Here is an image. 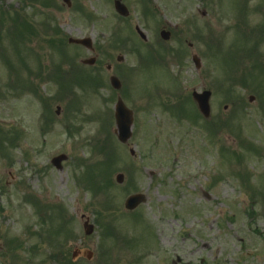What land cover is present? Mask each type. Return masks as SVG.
<instances>
[{
  "label": "rangeland",
  "instance_id": "374dc122",
  "mask_svg": "<svg viewBox=\"0 0 264 264\" xmlns=\"http://www.w3.org/2000/svg\"><path fill=\"white\" fill-rule=\"evenodd\" d=\"M30 1L26 0V5ZM84 1L86 0H83L82 3ZM156 1L159 12L172 19L171 22L173 23H176L177 18H182L183 14L187 12V5L184 7L179 3L175 4L163 0L167 4L165 5L162 4V0ZM262 1L247 0L244 5H241V0H229L228 4L222 7V12L220 6H217L215 22L205 18L204 28L201 30L202 39L205 43L203 44L205 50L202 54L203 83L207 86L210 85L213 90L222 79L223 68L218 62V57L214 58L213 52L207 49L206 39L209 38V33L217 29V32L222 36L227 33L226 31L230 34L234 33L229 37V45L231 46L235 42L237 46L242 48L248 47L250 43L243 45L244 42L241 38L244 37L235 32L239 24H241V32L245 31V27L242 25L246 24L248 25L247 29L253 27L252 24L259 25L261 30L264 29V1L263 3ZM91 2V6L81 3L88 10L90 17L80 19L78 13L76 19L74 18L76 11H67L60 0H53L50 6L53 9H47V14L45 13L43 19L45 18L48 22L52 14L53 27L60 29L66 39L83 36L93 39L94 47L97 49L101 62L91 68L68 69L64 72V78L71 85L56 86L53 80L44 84L40 83L34 74L38 71L40 63L44 71V60L40 59L39 62V60L31 57L29 63L30 77L26 78L21 72V81L29 80L32 83L23 85L31 86L32 92L39 87L41 95L53 97V99L46 103V107H41L39 101L32 94L23 91L15 96H8L6 100H3L5 97L0 99V264H47L45 262L51 254L52 247H46L44 244H41L38 249L32 247L33 242L40 241L44 229L48 239L57 240L60 237L59 242H62L60 247L69 255L75 250H79L80 256L73 264H153L154 258L141 257V253L150 245L147 242H150V237L147 240L139 232L150 233L152 238L154 235L157 241L160 240L164 248L163 256L166 258L164 264H264V192H255L259 195L258 197L249 195L248 185L250 182L242 181L228 168L224 171L220 165L219 168L222 172L220 178L212 179L213 175L209 171V157H206V154L211 152L210 156H213L214 144H210L206 139L208 149L200 146V133L197 130L190 134L186 132L185 126L189 123L188 120L185 121L179 117L173 118L170 115L171 118H166V113H163L161 109V115L165 119L162 117L164 130L158 132L160 143L155 144L149 140L147 144L148 138L143 126L145 114L141 106L134 105L131 107L135 114L134 128L128 146L120 145L113 135L115 139L102 143L100 141L99 149H94V141L89 137L95 131L94 129L105 130L104 133L109 136H112V130L115 129V125L104 111V108L109 110L113 120L112 105L115 102V96L108 87L110 72H107L105 68L103 69L101 64H104V67L106 64H110L112 74H119L118 78L124 86L120 93L124 98V103L129 107V104H133L141 97L154 99L156 98L155 93L160 94L162 92L160 95L161 102L181 99L184 101L183 106L186 114L193 118L196 107L193 102L188 101L187 94L191 87L197 89L201 82L195 73L186 70L181 73V80L176 88L171 86L168 80L165 81L166 75L160 69L153 66L149 69L146 64L142 63V60L148 57L149 47L142 46L139 38L133 36L130 31V27L132 28L133 25L137 24L136 18L139 16L138 10L140 11V8L135 3L138 0H126V3L132 7L131 24L129 25L127 21L125 24L118 22L119 25H115L117 29L113 31L115 34L110 31L109 27V23L113 24L112 19L107 20V22L106 20L102 21L107 17L111 18V9L109 8L103 13L106 6L103 0H91ZM258 2H261L263 7L261 4L254 5ZM35 3H37L40 15L43 7L39 1ZM252 5H254L253 8L257 7L259 11H253V8L248 10ZM97 9L101 10L99 16L102 19L97 18ZM33 11L34 9L26 10L31 21H33ZM224 15L232 18H227ZM199 19L194 18L197 24H199ZM142 24L146 25L143 20ZM146 26L149 27L150 33L154 34V26L152 24ZM47 32H45L44 40L40 37H30V43L33 42L36 55H40L45 46H48L47 40L49 38H59V35L52 34L50 30ZM248 35L250 39L254 37V40H258V32L251 33L248 30ZM262 36H264V32ZM2 41L7 48L12 46L10 38L8 40L2 38ZM149 43L148 41L147 44ZM227 43L228 39L221 44V47L226 46ZM63 45H66L64 47L65 53L71 57L84 59L92 55L83 49L70 46L67 42ZM229 45L226 46V50L229 49ZM172 46L174 48L175 45ZM258 48L262 52L261 43ZM0 51H2L1 47ZM181 51L184 54L187 52L184 49ZM228 51L232 50L229 49ZM118 54L123 56L120 64L115 62V57ZM261 58L264 61V54H261ZM56 62L60 63L61 60L58 59ZM253 64L254 62L239 65V71L236 74V89L237 92H242L244 97L242 95L237 96L241 102L236 105L235 109L234 105L232 109L230 104L225 102L224 104L227 103L228 109L224 111L220 105L221 95H217L214 90V107L208 121L213 122L220 117L224 121L231 119V122L238 129V124H240L236 118L238 110L246 113L244 120L241 121L245 133L242 137L245 140H250L248 144L254 143L260 148L259 153L249 159V164L255 171L257 167L264 166V69ZM207 67L215 73L208 76L206 74L209 71ZM250 67L251 74L248 71ZM63 68L66 69V66ZM137 70H140L139 74H137ZM9 72L10 82L12 72L11 70ZM77 74L79 80H76ZM5 76L4 69L0 65V77ZM0 83H2L0 91L5 94V80L0 78ZM65 87L72 90L64 93L62 89ZM138 91L146 93L141 94ZM71 92L73 96L70 95ZM253 92L257 94L258 98L254 95V102L248 103L247 97L249 94L253 95ZM173 95H180V97ZM102 96L107 100L104 107L100 99ZM56 105L62 107V116H55ZM48 108H50L52 115V121L49 124L50 129L41 133V117L46 115L44 111H47ZM76 109L83 112V116L79 120L74 114ZM232 113L233 117L231 116ZM156 117L160 116L155 115L153 118ZM70 118L74 121L78 120L67 123L71 129H83L79 130L77 135L63 129L64 124ZM153 118H151V127L154 126ZM84 124L88 125L85 126ZM191 125L195 126L194 128L200 127L193 123ZM135 130L137 132H134ZM199 131L201 132L200 128ZM151 134V132L148 133V135ZM183 135L185 136L182 138ZM220 137L226 141V144H230L228 146H233L235 150H238V144L239 150L234 154V158H242L239 154L241 145L236 139L234 141L223 135ZM161 139H164L165 143ZM20 140L23 142L22 146ZM193 141L198 144L197 147L187 150L186 146ZM146 144L154 148L156 158L162 161L156 167L150 168L143 164L140 151L142 152ZM9 147H13L11 154L7 151ZM129 148H133L140 158H132L128 154ZM25 152L28 154L24 155ZM86 152L91 155V159L86 162L101 159V154L103 155L104 160L99 164L101 172L96 170L97 164L92 168L86 167L83 161ZM192 152H195L194 155ZM61 153L66 154L69 159L62 163L63 168L59 171L55 170L49 162L51 157ZM226 153L227 151L222 149L219 156L223 157ZM217 158L219 160L218 156ZM147 164L152 165V163ZM212 164H215V161H212ZM85 172H88L87 180L80 184L75 179L73 186L74 178L78 177L75 175ZM117 172H122L125 179L120 187L114 188V175ZM244 173L248 174L251 180L252 175L247 172ZM262 178H264V173ZM106 188L110 190L111 196L113 194L116 197L117 192H119L118 199L116 198L119 205L120 203L122 205L124 198L120 202V195L126 197L130 193L140 192L148 198L138 210L142 216V219L138 221L129 220L132 218L131 216L128 217L129 214H127L128 216H120L122 211L119 213L115 210L116 207L110 209L113 210L116 219L122 218L123 224L118 225L120 235L134 241V247L118 246L115 252L114 249H110L111 255L115 254V256L105 253L104 248L99 245V238L103 235L102 233L105 231V235L109 234L112 227V225L105 223L101 214L105 207L103 202L97 198V195L101 199L104 198L107 193ZM28 192L37 194L32 195L37 201L40 200L39 193L43 192L47 197L45 199L41 197L42 200H40L38 224L41 223V228L40 238L36 240L28 236V227L23 226L28 219L26 216L27 208H30L32 215H38V210L33 202H30L29 207L26 204L23 205L24 196ZM91 192H93L92 199ZM206 192L208 195H205ZM50 198H53L51 202L55 205V208L52 206L55 213L57 205H60L65 215L60 213L58 215L65 217V219L70 216L69 225L66 228L68 227L73 233L72 238L64 241L62 235H58V219L60 222L62 220L57 219L53 211H49L43 204L41 205L45 202L44 200L49 202ZM117 208L120 209L118 204ZM94 215L96 219L93 220ZM86 219L93 225V232L87 236L84 235L82 229V223ZM125 225L131 230H127ZM143 227L146 231L142 230ZM154 227L157 233L152 232ZM8 232L11 233L10 240H13L12 248L9 251L5 243ZM27 249L29 250L27 251ZM89 253L92 256L88 260ZM13 255L15 257L12 258ZM176 257L180 258V262H176ZM158 263H163L160 258Z\"/></svg>",
  "mask_w": 264,
  "mask_h": 264
},
{
  "label": "water",
  "instance_id": "95a60500",
  "mask_svg": "<svg viewBox=\"0 0 264 264\" xmlns=\"http://www.w3.org/2000/svg\"><path fill=\"white\" fill-rule=\"evenodd\" d=\"M119 13H121L122 15H124V8L121 9L118 8L117 9ZM86 42V41H85ZM83 42V43H85ZM111 84L113 87L117 88L118 87V82L115 79L111 80ZM202 112H204L205 115H207V110L206 108H202ZM116 120H117V125L119 128V134H118V138L121 141H125L126 138L129 136V123H130V119H129V115L126 112V110H124V108L122 107V105L119 103L117 105V109H116ZM61 159H57L54 161V163H58ZM118 181H121V178H118ZM138 203V198H130L127 201V207L128 208H132L134 207L136 204Z\"/></svg>",
  "mask_w": 264,
  "mask_h": 264
},
{
  "label": "flooded vegetation",
  "instance_id": "af4514ba",
  "mask_svg": "<svg viewBox=\"0 0 264 264\" xmlns=\"http://www.w3.org/2000/svg\"><path fill=\"white\" fill-rule=\"evenodd\" d=\"M185 2H186V4H189V5H193V6H195V5H199L197 2L199 1V0H184ZM201 5H203V4H201ZM157 12H158V8H157V6H155V5H153V7H152V15L153 16H156L157 15ZM194 24V23H193ZM192 24V25H193ZM172 24L166 19V18H164V20H163V22L160 24V26H161V28H160V30H162V29H165V30H168V28L171 26ZM176 27V26H175ZM193 36L194 35H192V38H193Z\"/></svg>",
  "mask_w": 264,
  "mask_h": 264
}]
</instances>
